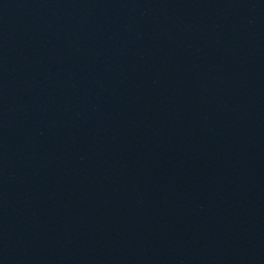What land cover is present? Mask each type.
<instances>
[{
	"label": "water",
	"instance_id": "water-1",
	"mask_svg": "<svg viewBox=\"0 0 264 264\" xmlns=\"http://www.w3.org/2000/svg\"><path fill=\"white\" fill-rule=\"evenodd\" d=\"M0 264H264V0H0Z\"/></svg>",
	"mask_w": 264,
	"mask_h": 264
}]
</instances>
